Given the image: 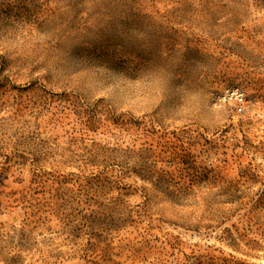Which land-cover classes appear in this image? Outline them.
Listing matches in <instances>:
<instances>
[{"label":"rangeland","instance_id":"rangeland-1","mask_svg":"<svg viewBox=\"0 0 264 264\" xmlns=\"http://www.w3.org/2000/svg\"><path fill=\"white\" fill-rule=\"evenodd\" d=\"M0 264H264V0H0Z\"/></svg>","mask_w":264,"mask_h":264},{"label":"built area","instance_id":"built-area-1","mask_svg":"<svg viewBox=\"0 0 264 264\" xmlns=\"http://www.w3.org/2000/svg\"><path fill=\"white\" fill-rule=\"evenodd\" d=\"M228 102H233L236 106V110L240 112L242 110L243 104V94L238 92V90H233L229 92L226 96Z\"/></svg>","mask_w":264,"mask_h":264}]
</instances>
